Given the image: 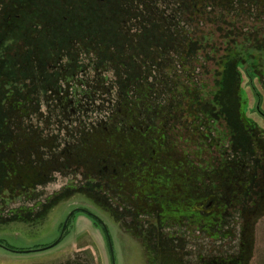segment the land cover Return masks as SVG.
<instances>
[{"label": "rangeland", "instance_id": "374dc122", "mask_svg": "<svg viewBox=\"0 0 264 264\" xmlns=\"http://www.w3.org/2000/svg\"><path fill=\"white\" fill-rule=\"evenodd\" d=\"M247 62L259 76L264 110V0H0V194L4 146L25 142L7 124L18 117L13 98L29 109L19 116L20 131L29 135V168H39L35 183L23 171L29 184L18 183L15 198L0 197V264H114L107 233L90 212L106 223L116 264H264V118L242 116L241 88L256 102L240 79ZM193 77L195 98L187 92ZM149 86L151 103L142 106ZM128 103L142 106V128L157 127L137 130L132 157L130 125L141 119L131 118ZM168 109L174 122L161 115ZM79 148L89 158L130 161V177L124 168L110 181L93 166L67 165L61 152ZM223 150L246 165L241 206L224 229L166 216L151 196L140 199L141 186L152 184L157 164L168 169L171 155L201 161ZM73 211L63 240L43 250Z\"/></svg>", "mask_w": 264, "mask_h": 264}, {"label": "flooded vegetation", "instance_id": "af4514ba", "mask_svg": "<svg viewBox=\"0 0 264 264\" xmlns=\"http://www.w3.org/2000/svg\"><path fill=\"white\" fill-rule=\"evenodd\" d=\"M67 99L68 98L62 100L63 105L68 104ZM260 104L259 101L257 107L258 113L264 118V110L261 108ZM172 127L173 125L171 124V128ZM131 133H133L132 136L134 138L132 142L135 147L134 150L128 148L130 149L129 153H131L128 157L137 154L140 148L138 136L135 135V133L140 132L133 130ZM172 135L177 136V132L174 131ZM111 138L107 139V141H109L108 143L111 142ZM160 141H162V139H158L157 146L161 147V143H159ZM163 142L166 143L167 141L164 140ZM126 143L130 144L131 142L126 140ZM172 143L174 147L177 148V140H172ZM221 152L222 153L219 154V156L212 159H210L209 154L207 153L208 157L206 160L201 161H194L191 154L187 153V156H185L181 162L176 158L172 159L171 155L169 160L165 163V168L168 167V169L163 171L162 167L157 164L155 169H153L156 177L148 179L149 181L152 180V184L144 183L141 186L145 190L142 189L143 191H140V194L143 195V197L142 195L139 196L140 199L143 202H146L148 196H151L156 203L154 207L157 211H161V213H164L166 216L168 214L175 216L177 214L179 215L177 217L190 216L191 222H193L194 219H200L202 222L201 226L206 230L217 227L224 229L223 225L226 222V219L241 206V196L243 192L240 187L241 183L244 185L245 182L242 181V179H245L246 175L243 173L245 165H243L242 162L231 161L227 158L228 155L225 153L226 151L223 150ZM132 153L134 154L132 155ZM154 153L155 155H159L157 147L154 149ZM61 154L62 157L65 156V149ZM111 157L109 153H106V156L99 155V157H95L101 160L99 162L97 159H94L93 155L91 156L89 163H87L86 168H88L89 165L90 167L93 166L95 168V174L98 177H106L108 180H110V176L117 177L120 175V170L124 168L125 172H123V174L130 177L128 172L133 167L132 163H130V161H125L124 164L121 165L120 163L114 162ZM138 175L140 176L141 174L138 173ZM161 189L164 191H161ZM162 196L165 199L167 198V200H164V204H161L162 202H160ZM156 198H159L160 201H158V199L156 200ZM176 199H179L180 202L184 201L186 204L184 209L182 206L174 207V205H179L175 202ZM166 204L168 206H166ZM89 214L99 220V218L96 217V214L92 212Z\"/></svg>", "mask_w": 264, "mask_h": 264}, {"label": "trees", "instance_id": "16d2710c", "mask_svg": "<svg viewBox=\"0 0 264 264\" xmlns=\"http://www.w3.org/2000/svg\"><path fill=\"white\" fill-rule=\"evenodd\" d=\"M247 63H248L247 65H245L246 63H243V65L240 66L241 67L240 68V70H241L240 71V79L242 78L243 82L246 80V82L248 83V86L251 88V90H253L255 92L256 102H255L254 106H251V104L245 100V99L249 98V94L247 92V89L241 88L240 94L243 96V102H242V116L243 117H246V116L248 117L249 116L248 114L251 111L257 113V115H258L259 114L258 109H257L258 103L260 101V103H261L260 105L262 108V100H263V95L258 90V88L256 86V80L259 79V76L255 74L254 70L252 69V66L249 64L250 62H247ZM195 81H196V78L193 77L192 78L193 84L191 85V87H189V89L187 87V92H189V91L191 92L192 98H195V95L198 93L196 85L194 84ZM153 92H154L153 88L150 86L148 88L144 89L141 96H142V99H144V100H142V102L146 101V103H142V106H144L148 103H151V98L154 94ZM128 105H129V107H128ZM128 105L126 108L129 109L128 113H129V115H131V118L134 119L136 114H138V117H139V118L137 117L138 121L141 119V121L138 122V124H139L138 127L135 124L130 125L132 130H141V129L153 130V129L157 128V127L152 128V126H150L151 128L150 127L149 128L148 127L142 128L143 124H142L141 115H143V111L140 109V108H142V106H138L140 108H138V110H135L131 104L128 103ZM26 106H27L26 102L18 101V100L15 101L14 98H13V101L11 102V108L13 111L12 115H14V113H15V114H17L18 117H13V116L9 117L7 124L9 127L14 126L16 128V131L14 132V135H13L14 139L18 140L19 144H20L21 140L22 141L24 140L25 142L23 143L22 146H19L16 142L12 141V142H9L8 144H5V146H4V151L6 152V156L3 158V164H4L7 172H6L4 181H3L4 189H3L2 193L0 194V197H2L4 195V196H9L10 198L13 199L18 195V193H17L18 183H20V184L23 183V185L25 187L28 186L29 180L27 178H29V174L27 175L24 172V174H25L24 175L23 171H26L27 173H29V171H30V173H31L30 181H31V183H33V182L35 183L36 177H35V175L33 177V174L36 172L37 168H34V166H33V169H32V166L29 168V162H30L29 161V135L25 131H20L23 129L20 126V124H22V120H21V118H19V116L20 115L26 116V114H29V109ZM245 107H246V109H245ZM248 109H250V110H248ZM161 115L167 117L164 119L165 123H168L170 121L174 122V120H176L175 114L172 111H170V109H168L165 113L163 112ZM116 116L117 115L115 114V115H113L112 118L115 119ZM137 118L135 120H137ZM261 118L263 119V117H261ZM105 127L106 126H104V128ZM108 129H111V128H109V126H108ZM26 137H27V139H26ZM33 143L37 144L36 141ZM218 144H219V142H218ZM95 146H98V145H95ZM24 147H26V148L24 149ZM92 152L94 153V151H92ZM95 152H97V151H95ZM83 153H82L80 148L74 150L73 152L70 151V153L68 152V149H67L66 154H65V155H67V156H65L67 165L75 166L79 170L83 169L84 166L87 165V162H89V160L91 159L87 155H83ZM93 153H92V155H93ZM82 157H83L84 162L80 161V158L82 159ZM94 157H96V156H94ZM23 158H24V160H22ZM242 164L245 165L244 163H242ZM36 167H39V166H36ZM245 168H246V165H245ZM243 173H244V170H243ZM27 181H28V183H27ZM3 198L5 199V197H3ZM0 242L2 244H4L2 241H0ZM5 245H7L9 248L18 249V248L13 247L9 244H5Z\"/></svg>", "mask_w": 264, "mask_h": 264}, {"label": "water", "instance_id": "95a60500", "mask_svg": "<svg viewBox=\"0 0 264 264\" xmlns=\"http://www.w3.org/2000/svg\"><path fill=\"white\" fill-rule=\"evenodd\" d=\"M259 109H260V108H259ZM78 210H80V209H77L76 211H78ZM82 210H83V209H82ZM76 211H73V212L69 215V217L67 218L66 222L64 223L63 230H62V233H61L59 239H58L55 243H53L52 245L47 246V247H45V248H42L43 250H44V249H50V248H53V247H55L56 245H58V244L63 240L64 235H65V232H66V229H67V226H68V223H69V221H70L72 215H73ZM83 211H86V210H83ZM89 212H90V211H89ZM90 213H91V212H90ZM96 217H98V216H96ZM98 218H99V217H98ZM99 220L101 221V223H102V225H103V227H104V229H105V231H106V233H107L108 240H109L110 247H111V253H112L113 261H114V264H116L115 253H114L113 243H112V239H111V234H110V232H109V229H108L106 223H105L101 218H99ZM13 251H16V252H17V250H13ZM31 251H32V250H31Z\"/></svg>", "mask_w": 264, "mask_h": 264}]
</instances>
